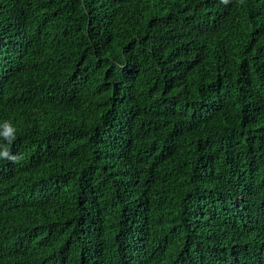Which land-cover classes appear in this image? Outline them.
<instances>
[{"label": "trees", "instance_id": "16d2710c", "mask_svg": "<svg viewBox=\"0 0 264 264\" xmlns=\"http://www.w3.org/2000/svg\"><path fill=\"white\" fill-rule=\"evenodd\" d=\"M7 120L0 264H264V0H0Z\"/></svg>", "mask_w": 264, "mask_h": 264}, {"label": "clouds", "instance_id": "9594fccd", "mask_svg": "<svg viewBox=\"0 0 264 264\" xmlns=\"http://www.w3.org/2000/svg\"><path fill=\"white\" fill-rule=\"evenodd\" d=\"M220 3L228 5L230 0H220ZM17 139V128L12 121L7 120L0 123V160H8L12 163H19L23 159V154H13L11 145Z\"/></svg>", "mask_w": 264, "mask_h": 264}]
</instances>
